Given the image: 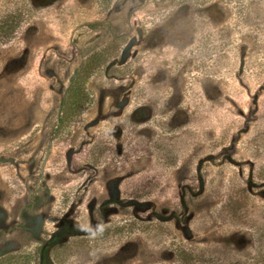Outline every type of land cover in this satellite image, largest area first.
Returning <instances> with one entry per match:
<instances>
[{"label": "rangeland", "instance_id": "374dc122", "mask_svg": "<svg viewBox=\"0 0 264 264\" xmlns=\"http://www.w3.org/2000/svg\"><path fill=\"white\" fill-rule=\"evenodd\" d=\"M7 15L0 264H264V0H0Z\"/></svg>", "mask_w": 264, "mask_h": 264}, {"label": "trees", "instance_id": "16d2710c", "mask_svg": "<svg viewBox=\"0 0 264 264\" xmlns=\"http://www.w3.org/2000/svg\"><path fill=\"white\" fill-rule=\"evenodd\" d=\"M17 28V27H16ZM15 20L12 15H7L2 20H0V46L7 44L15 36L16 32ZM84 81L81 76L74 82L73 91L78 89V92L73 94L72 97L69 96L67 102L64 103V111L67 115V119L72 121V119L79 114L81 109L83 110L87 104L88 95L84 91L82 85ZM72 108H75L74 110Z\"/></svg>", "mask_w": 264, "mask_h": 264}]
</instances>
